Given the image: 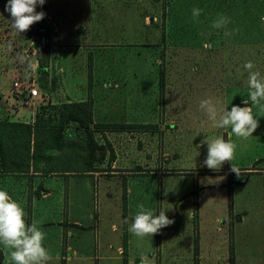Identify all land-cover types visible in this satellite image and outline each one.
Listing matches in <instances>:
<instances>
[{"label": "rangeland", "instance_id": "1", "mask_svg": "<svg viewBox=\"0 0 264 264\" xmlns=\"http://www.w3.org/2000/svg\"><path fill=\"white\" fill-rule=\"evenodd\" d=\"M167 1L135 6L130 0L127 18L117 0L118 19H112L111 27L84 28L79 17L85 16L89 0H45L36 6L44 18L17 33L5 11L7 0H0V121L32 123L38 110L48 118L53 112L50 103L61 101L60 89H83L92 83L124 85L123 102H143L146 107L144 123L95 128L96 140L107 149L102 175H111L110 162L117 158V171H124L128 180L50 177L81 167L69 161L75 155L68 147L47 150L59 158L37 164L43 174H51L47 173L51 166L57 169L36 183L35 188L41 185L48 194L19 203L26 224L36 221L45 234L43 246L51 257L47 264H140L142 254L154 264L158 259L160 264H233L232 251L234 264H264V111L252 106L259 126L247 139L232 135L234 159L214 171L203 165L204 140L218 136L228 140L231 129L214 127L200 107L206 99L218 112L251 107L243 65L251 61L264 76V25L259 26L264 20L240 29L235 43H217L214 38L186 36L189 28L169 26L168 16L182 2ZM179 9L183 12L185 5ZM39 33L44 34L46 49L57 45L58 53L66 57L83 54L90 59L92 52L102 57L112 52L113 72L48 75L37 60ZM86 34L95 43L90 44L93 48L68 47L86 42ZM62 43L68 45L63 48ZM18 85L25 91L37 89L33 116L23 107L28 104L14 97ZM19 109L21 113L14 115ZM139 204L157 214L166 210L174 222L152 237L134 236L129 226ZM196 252L199 258H193Z\"/></svg>", "mask_w": 264, "mask_h": 264}, {"label": "crops", "instance_id": "2", "mask_svg": "<svg viewBox=\"0 0 264 264\" xmlns=\"http://www.w3.org/2000/svg\"><path fill=\"white\" fill-rule=\"evenodd\" d=\"M121 2L118 9H124V14L128 18V11L126 9L129 7L130 0H119ZM135 6L144 5L151 3V0H131ZM176 0H168L167 2H174ZM180 1V0H179ZM117 0H89L88 10L85 16L81 15L79 17V24L84 28L97 27H111L112 19L115 17L118 19V14L114 4ZM182 3L177 2L179 6L176 11L170 13L169 26L171 27H185L189 28L190 32H186L188 37H201V38H214L217 43H235L239 41L241 36L242 28L254 27L256 21L260 20L264 16V8L262 0H181ZM180 5H185V10L181 12L179 9ZM193 8H199L202 10L201 15L198 18H193L192 10ZM120 16V15H119ZM227 17L229 23L225 28H214L213 23L218 17ZM50 18V17H48ZM121 22V20L119 19ZM86 22V23H85ZM163 22V21H162ZM165 22H167L165 20ZM262 22V21H261ZM260 22L259 26H262ZM85 23V24H84ZM124 23V22H123ZM84 24V26H83ZM128 26V22L124 23ZM54 25V22H51ZM120 25H122L120 23ZM165 26V23H164ZM167 25V27H169ZM58 27V25H57ZM77 27V25H75ZM230 33L225 35V32ZM86 42L75 43L73 45H68V43H62V47L68 45L69 48L76 49H87L93 48L90 44H95L92 42L90 36L87 34L84 37ZM205 42V40H203ZM48 63L42 66V69L48 75H59V76H69L77 75V70H82L81 73L87 75L99 74L106 75L110 74L114 70V57L112 52L102 55L91 53V60L85 59L83 54H78L75 58L70 56L66 57L64 54L58 53L57 45L47 48ZM86 88V89H85ZM83 89H60L58 96L61 99L60 102H71V101H89L91 104L92 111V124L93 125H125V124H138L145 122V105L143 102L136 105H130L129 103L123 102V91L126 90L124 85L115 84L114 87L107 86L105 84H95L92 83L90 87H85ZM11 100V98H9ZM24 108H29L33 111V106H23ZM21 111L17 110L14 115L20 114ZM21 115H24L23 113ZM33 116V112H32ZM15 121V120H14ZM17 121V120H16ZM23 122H30L25 120ZM117 158L112 159L110 162V168L112 170L108 171L111 175L109 177L102 175L104 171H85L82 174L75 173L73 171H62L58 172L56 176H50L51 174H43L39 171H33L30 167L28 172H6L0 173V190H5L11 196V198L18 203L22 199L32 202L35 197H45L48 191L41 187H36L37 182H42V180L47 177H58V176H71L80 175L87 178H91L93 182L97 181L99 178H121L126 179L129 176H124L122 172L117 171L116 166ZM102 169V165L99 166ZM153 172V171H151ZM122 174V175H119ZM154 175V173H151ZM125 196L128 195L129 189L126 187ZM128 197V196H127ZM70 249V246H66L65 250ZM0 250L2 252V258L0 264H10L7 253L2 245H0ZM199 253V252H198ZM154 256V253H152ZM199 254L194 253L193 258H199ZM157 255H155L156 257ZM234 251L231 252L230 259L234 264ZM61 258H64L62 253ZM69 256H65L68 259ZM160 259L158 263L160 264ZM140 262V260H139Z\"/></svg>", "mask_w": 264, "mask_h": 264}, {"label": "clouds", "instance_id": "3", "mask_svg": "<svg viewBox=\"0 0 264 264\" xmlns=\"http://www.w3.org/2000/svg\"><path fill=\"white\" fill-rule=\"evenodd\" d=\"M44 3L45 0H7L5 11L11 15L12 28L17 33H23L34 23L41 21L45 13L37 12L36 6ZM201 12V9L193 8V18H198ZM261 19L264 20V17ZM229 22L227 17L221 16L213 23V27L225 28ZM229 34L225 32V35ZM243 67L248 73L251 107L233 106L230 111L226 107L218 112L210 99L200 103L201 109L206 111L214 127L231 129L228 140L223 136L204 140L207 155L203 165L210 170L219 171L225 162L230 163L234 159L236 145L231 141L232 135L247 139L259 126L252 106L264 111V76L254 70L255 65L251 61L246 62ZM249 100H244V104H249ZM231 170L237 174L232 166ZM137 207L138 212L132 218L129 232L140 239L152 237L174 222L166 216V210L157 214L152 209H146L143 204ZM24 217L25 212L20 203L13 200L7 191L0 190V245L7 250L10 264H47L51 257L43 246L45 234L36 221L28 225ZM124 223H128V220L125 219ZM140 264H154V260L149 261L148 256L142 254Z\"/></svg>", "mask_w": 264, "mask_h": 264}, {"label": "trees", "instance_id": "4", "mask_svg": "<svg viewBox=\"0 0 264 264\" xmlns=\"http://www.w3.org/2000/svg\"><path fill=\"white\" fill-rule=\"evenodd\" d=\"M37 60L42 67L48 63V55L44 57L38 50ZM88 76L91 74L89 73ZM50 104L52 117L44 118L38 110L34 113L32 123L0 121V173L28 172L30 167L33 171H39L36 168L39 162L47 164L59 158V155L51 154L47 150L61 151L66 147L71 148L75 155L73 159V156L69 157V161L79 162L81 167L64 171L78 174L89 170L102 171L99 166L103 165L107 149L95 138V128L98 124H92L90 102L71 101ZM55 171H57L55 166L47 169V173ZM1 258L0 250V260Z\"/></svg>", "mask_w": 264, "mask_h": 264}, {"label": "built area", "instance_id": "5", "mask_svg": "<svg viewBox=\"0 0 264 264\" xmlns=\"http://www.w3.org/2000/svg\"><path fill=\"white\" fill-rule=\"evenodd\" d=\"M15 84L17 86V83H15ZM38 96H39V94L37 92V89L35 87H33V86L30 87L27 91H25L23 88H20L19 85H18V87H16L15 91H14L15 99L21 98V102L20 103L22 105L24 103H25V105L28 104L29 106L34 105V98L38 97Z\"/></svg>", "mask_w": 264, "mask_h": 264}, {"label": "water", "instance_id": "6", "mask_svg": "<svg viewBox=\"0 0 264 264\" xmlns=\"http://www.w3.org/2000/svg\"><path fill=\"white\" fill-rule=\"evenodd\" d=\"M37 42H38V49H39L40 54L44 57H47L48 54H47V50L45 46V39H44L43 33L38 34Z\"/></svg>", "mask_w": 264, "mask_h": 264}]
</instances>
